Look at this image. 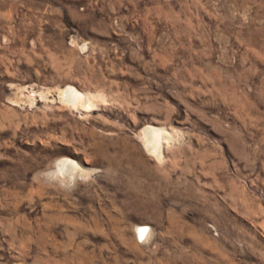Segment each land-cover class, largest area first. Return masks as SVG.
Instances as JSON below:
<instances>
[{
	"label": "rangeland",
	"instance_id": "rangeland-1",
	"mask_svg": "<svg viewBox=\"0 0 264 264\" xmlns=\"http://www.w3.org/2000/svg\"><path fill=\"white\" fill-rule=\"evenodd\" d=\"M0 264H264V0H0Z\"/></svg>",
	"mask_w": 264,
	"mask_h": 264
},
{
	"label": "bare ground",
	"instance_id": "bare-ground-1",
	"mask_svg": "<svg viewBox=\"0 0 264 264\" xmlns=\"http://www.w3.org/2000/svg\"><path fill=\"white\" fill-rule=\"evenodd\" d=\"M64 97L69 100L68 103H71L72 105H88L91 103V96L88 94H85L79 90H77L75 87L70 86L67 88L63 94ZM160 130L158 128L153 127L152 128V137L146 139V144L150 146V149L152 151H157V148L160 144ZM157 153V152H156ZM74 161L68 158H65L63 162L60 164V169L64 173L71 172V174L74 172L75 166L73 165ZM147 229L146 225H142L139 227L137 233L139 236L143 235ZM142 230H145L142 232Z\"/></svg>",
	"mask_w": 264,
	"mask_h": 264
},
{
	"label": "snow or ice",
	"instance_id": "snow-or-ice-1",
	"mask_svg": "<svg viewBox=\"0 0 264 264\" xmlns=\"http://www.w3.org/2000/svg\"><path fill=\"white\" fill-rule=\"evenodd\" d=\"M145 231V230H142V232Z\"/></svg>",
	"mask_w": 264,
	"mask_h": 264
}]
</instances>
